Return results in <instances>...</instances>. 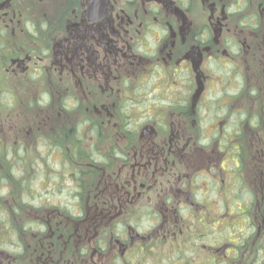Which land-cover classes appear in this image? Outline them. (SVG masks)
Returning <instances> with one entry per match:
<instances>
[{"label":"flooded vegetation","instance_id":"af4514ba","mask_svg":"<svg viewBox=\"0 0 264 264\" xmlns=\"http://www.w3.org/2000/svg\"><path fill=\"white\" fill-rule=\"evenodd\" d=\"M261 115L264 0H0V264L224 260Z\"/></svg>","mask_w":264,"mask_h":264},{"label":"trees","instance_id":"16d2710c","mask_svg":"<svg viewBox=\"0 0 264 264\" xmlns=\"http://www.w3.org/2000/svg\"><path fill=\"white\" fill-rule=\"evenodd\" d=\"M261 124L264 123V115H261ZM263 125V124H262ZM250 155V154H249ZM249 155H244L242 159V168L248 176L251 172L246 163L249 162ZM257 161H259L260 170L256 172L250 180L238 182L240 175H233L224 186V225L215 227L213 236L208 237L214 245H220L224 238V260L218 257L212 260V264H252V252L256 251L264 257V206L261 210L257 207V199H264V147L257 151ZM246 162V163H245ZM251 164V162L249 163ZM0 166V179L6 182H13L11 172L14 171L13 164L2 162ZM12 167V168H11ZM258 179L261 182L260 196L253 189V182ZM0 222V243L3 242L5 250L12 252L14 232L20 236L16 225L13 222ZM10 222V223H9ZM261 222V233L257 237V223ZM202 237V234L200 235Z\"/></svg>","mask_w":264,"mask_h":264},{"label":"rangeland","instance_id":"374dc122","mask_svg":"<svg viewBox=\"0 0 264 264\" xmlns=\"http://www.w3.org/2000/svg\"><path fill=\"white\" fill-rule=\"evenodd\" d=\"M211 200L213 201V204L217 205L218 206V200H219V196H214L211 198ZM150 222V219L149 218H145V222H144V225L147 227L149 226V223Z\"/></svg>","mask_w":264,"mask_h":264}]
</instances>
